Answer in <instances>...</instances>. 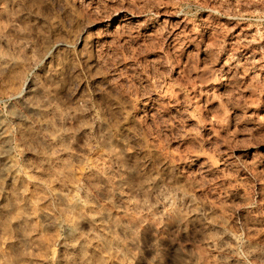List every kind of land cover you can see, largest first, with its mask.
<instances>
[{
	"label": "rangeland",
	"instance_id": "obj_1",
	"mask_svg": "<svg viewBox=\"0 0 264 264\" xmlns=\"http://www.w3.org/2000/svg\"><path fill=\"white\" fill-rule=\"evenodd\" d=\"M0 264H264V0H0Z\"/></svg>",
	"mask_w": 264,
	"mask_h": 264
}]
</instances>
